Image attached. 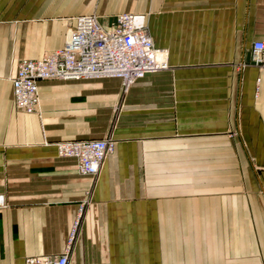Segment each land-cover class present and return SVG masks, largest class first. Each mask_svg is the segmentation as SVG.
Masks as SVG:
<instances>
[{"label":"crops","instance_id":"1","mask_svg":"<svg viewBox=\"0 0 264 264\" xmlns=\"http://www.w3.org/2000/svg\"><path fill=\"white\" fill-rule=\"evenodd\" d=\"M6 1H0V193L9 206L0 209V264L64 251L85 202L69 264H159L151 260L160 258L164 240L148 232L143 165L194 164L198 148L221 158L223 180L230 177L226 165L233 172L235 165V178L250 181L264 198V66L251 53L264 40V0H92L56 16L50 0L41 14ZM139 10L155 44L168 51L169 69L138 79L125 93L112 77L41 81L39 111L15 109L11 79L23 54L40 58L62 47L77 15L95 13L108 24ZM116 114V149L96 179L82 175L75 159L58 156L55 141L100 138ZM135 210L142 219L135 221ZM253 243V264H262L264 235ZM229 254L215 256L245 264V243Z\"/></svg>","mask_w":264,"mask_h":264},{"label":"rangeland","instance_id":"2","mask_svg":"<svg viewBox=\"0 0 264 264\" xmlns=\"http://www.w3.org/2000/svg\"><path fill=\"white\" fill-rule=\"evenodd\" d=\"M47 1L49 0H7L6 4L12 5V7L19 5L25 9L30 5L31 9L37 10V13L40 14L49 5L52 7V13L56 16L64 13L67 6L72 9L78 5H88L92 0H69L70 3L68 0H50L52 4L48 5L46 4ZM136 13L143 12L139 10ZM23 59L36 58L23 54L18 60V64ZM126 90L123 87L122 92L125 93ZM118 107L119 111L120 106ZM118 116V114L114 115L113 120L115 122H113L112 127L100 137L110 136L113 138L115 142L113 151L104 159L96 176H86L96 179L106 159L115 152L117 141L114 136V128ZM220 160L221 158L217 156L208 157L205 148H198L197 162L194 164L181 162L143 165L146 173V178L144 177L145 180L143 181L144 187L149 188L150 193L149 200H147L148 213L144 212V215H149V220L152 221V226L148 232L154 239L164 240L160 245L164 248V250L161 248L160 258L151 260V263L238 264L237 261L227 260L223 262L216 259L215 254L223 251L229 252V255L232 256L238 252L243 242L246 245L245 264L254 263L252 259L254 257L253 240L255 237L264 235V198L261 195H254L250 181L235 178L238 176V168L235 165L234 172L232 165H226L227 168L230 167V177L223 180L221 178L222 164ZM132 201L140 203L142 199L134 198ZM82 206L80 223L76 226ZM86 207L87 202L79 206L69 230L67 244L74 232H76L75 240L82 230L81 225L85 217ZM142 215L141 211L135 210V221L142 219ZM143 234H147L146 230ZM209 255H211V259L207 260ZM263 263L264 261H262Z\"/></svg>","mask_w":264,"mask_h":264},{"label":"built area","instance_id":"3","mask_svg":"<svg viewBox=\"0 0 264 264\" xmlns=\"http://www.w3.org/2000/svg\"><path fill=\"white\" fill-rule=\"evenodd\" d=\"M252 59L264 66V40L252 45ZM171 67L169 53L155 44L144 13L123 12L108 24L95 13L73 17L65 43L36 59L19 62L12 79V100L17 111L35 113L39 108V85L46 80L118 78L124 88L148 74ZM58 156L75 159L79 172L96 176L113 151L112 137L67 139L55 142ZM9 205L0 194V209ZM80 208L76 226L80 223ZM73 233L64 251L55 255H32L26 264H69Z\"/></svg>","mask_w":264,"mask_h":264},{"label":"water","instance_id":"4","mask_svg":"<svg viewBox=\"0 0 264 264\" xmlns=\"http://www.w3.org/2000/svg\"><path fill=\"white\" fill-rule=\"evenodd\" d=\"M249 56H251V53H249Z\"/></svg>","mask_w":264,"mask_h":264},{"label":"bare ground","instance_id":"5","mask_svg":"<svg viewBox=\"0 0 264 264\" xmlns=\"http://www.w3.org/2000/svg\"><path fill=\"white\" fill-rule=\"evenodd\" d=\"M120 110V109H119ZM80 227V226H79Z\"/></svg>","mask_w":264,"mask_h":264}]
</instances>
